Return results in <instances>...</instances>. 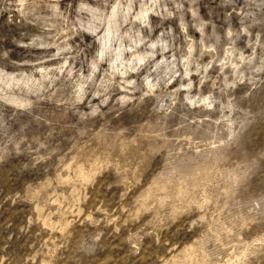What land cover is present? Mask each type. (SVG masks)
<instances>
[{
  "label": "rangeland",
  "instance_id": "1",
  "mask_svg": "<svg viewBox=\"0 0 264 264\" xmlns=\"http://www.w3.org/2000/svg\"><path fill=\"white\" fill-rule=\"evenodd\" d=\"M0 264H264V0H0Z\"/></svg>",
  "mask_w": 264,
  "mask_h": 264
}]
</instances>
